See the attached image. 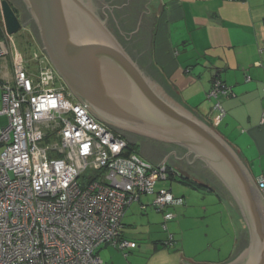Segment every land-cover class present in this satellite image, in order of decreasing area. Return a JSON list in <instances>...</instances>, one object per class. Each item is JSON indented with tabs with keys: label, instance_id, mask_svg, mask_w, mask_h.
<instances>
[{
	"label": "built area",
	"instance_id": "built-area-1",
	"mask_svg": "<svg viewBox=\"0 0 264 264\" xmlns=\"http://www.w3.org/2000/svg\"><path fill=\"white\" fill-rule=\"evenodd\" d=\"M0 40V264H104L112 245L125 254L138 245L123 237L127 208L152 195L163 215L164 246L175 245L168 222L185 198L160 183L181 172L157 166L79 102L41 48L32 62L14 49L12 77L3 75L12 36L3 19ZM232 88L216 78L208 92L215 125L227 115L220 97ZM264 194V172L257 178ZM141 209L147 205L140 203Z\"/></svg>",
	"mask_w": 264,
	"mask_h": 264
},
{
	"label": "water",
	"instance_id": "water-1",
	"mask_svg": "<svg viewBox=\"0 0 264 264\" xmlns=\"http://www.w3.org/2000/svg\"><path fill=\"white\" fill-rule=\"evenodd\" d=\"M23 2L38 28L42 51L93 116L115 131L161 143L157 157L151 150L155 144L140 141L141 154L156 166L167 160L224 199L237 242L233 257L221 264H264V194L255 177L232 145L182 101L153 60L161 1L106 0L105 9L99 0ZM0 5L9 36L27 26L8 0ZM110 15L118 23L123 19L124 26L113 31ZM124 34L134 42L133 52L124 45ZM181 264L213 263L182 256Z\"/></svg>",
	"mask_w": 264,
	"mask_h": 264
},
{
	"label": "crops",
	"instance_id": "crops-1",
	"mask_svg": "<svg viewBox=\"0 0 264 264\" xmlns=\"http://www.w3.org/2000/svg\"><path fill=\"white\" fill-rule=\"evenodd\" d=\"M160 1L162 8L156 14L153 36L155 64L182 101L213 128L219 129V134L239 153L257 181L264 172V0ZM13 56L10 54L4 63L2 73L6 78L12 77ZM216 78L232 88L231 94L220 97L227 115L218 125H215L213 101L207 97ZM137 151L150 161L141 154L140 146ZM181 174L177 181L189 186L187 192L182 187L175 191L169 182L159 184L185 198V204L176 210L177 217L168 222V232L174 234L175 242L178 238L174 223H170L198 210L197 205L191 203L194 191H207L225 202L212 187ZM152 199V195L142 197L140 203L147 205L146 210L141 209L138 202L130 205L123 220V237L138 246L129 249L127 255L112 245L101 247L98 254L104 264H181L182 256L196 262L191 255L175 247H182L180 242L174 248L164 246L167 231L162 229L163 215L148 205ZM200 208L207 211V206ZM186 218L177 222L186 225ZM236 242L235 226L229 256L218 263L199 262L229 261Z\"/></svg>",
	"mask_w": 264,
	"mask_h": 264
},
{
	"label": "rangeland",
	"instance_id": "rangeland-1",
	"mask_svg": "<svg viewBox=\"0 0 264 264\" xmlns=\"http://www.w3.org/2000/svg\"><path fill=\"white\" fill-rule=\"evenodd\" d=\"M0 40H5V37L1 34ZM9 42L13 44L10 54H14V49H16L18 52L22 53L29 62L33 61V52L37 51V48H41L40 45L37 47V40L31 38L27 30L24 29L14 34L12 38L9 39ZM30 42H33L32 46L29 45ZM1 107L2 91L0 90V109ZM6 120V118L1 117L0 126L6 124ZM217 131H219V129H217ZM168 184L170 185V182ZM172 185H174L175 191L181 187L186 188V192L187 189H189L188 185L181 182L179 184L177 180L172 182L171 186ZM194 194L195 197L191 203L196 204L198 210L188 215L184 214L177 220L180 221L187 217L186 225H180L177 221L170 223V225L174 223V231L176 233V238H178L175 245L179 242L182 244V247L174 246L179 248V250L182 249L186 255H191L196 262L210 260L218 263L221 259L227 258L230 254L231 246L234 242L235 224L226 203L219 201V198H217L215 194H209L207 191H201L199 193L194 191ZM204 197L206 198L204 199ZM200 206H207V211L204 212L201 210ZM140 216L146 217L145 215ZM170 227L172 228V226ZM174 246L171 248H174Z\"/></svg>",
	"mask_w": 264,
	"mask_h": 264
},
{
	"label": "flooded vegetation",
	"instance_id": "flooded-vegetation-1",
	"mask_svg": "<svg viewBox=\"0 0 264 264\" xmlns=\"http://www.w3.org/2000/svg\"><path fill=\"white\" fill-rule=\"evenodd\" d=\"M2 0H0L1 2ZM10 5L12 6L13 10L15 11V13L17 14V16L21 19V21L23 23H27V26L25 28H23L24 30H27V32L29 33L30 37L35 39V40H38L40 42V39H39V31H38V28L36 26V24L34 23V21L31 19V15L30 13L28 12L23 0H8ZM105 3L106 0H99V7L100 9H105ZM1 6V5H0ZM2 12V11H1ZM118 19V18H117ZM122 20L121 19V23H118V22L114 19V17H112L111 15L109 16V26L113 29V31H115V28L117 27L118 28V24L122 25V27L124 26L122 24ZM119 25V26H120ZM124 39H125V46L126 48L130 51V52H133V48H132V45H133V41H128V38H127V35L125 36L124 34ZM30 45L33 44V42H30L29 43ZM37 45H40L38 44V42H36ZM134 135V134H133ZM226 192V191H225ZM229 193V192H226V194ZM219 195V193H218ZM234 203L233 199L231 201V204ZM236 204V203H234ZM232 204V205H234Z\"/></svg>",
	"mask_w": 264,
	"mask_h": 264
},
{
	"label": "trees",
	"instance_id": "trees-1",
	"mask_svg": "<svg viewBox=\"0 0 264 264\" xmlns=\"http://www.w3.org/2000/svg\"><path fill=\"white\" fill-rule=\"evenodd\" d=\"M4 34L3 33V17H2V12H1V6H0V34ZM124 44V43H123ZM125 45V44H124ZM117 134H119L120 136H122V137H125L126 139H127V141H128V148H129V151H133V150H138V147L140 146H142V149H144V146H143V144L141 143V142H143L144 141V143L146 144V143H152V144H155V146L151 149L152 150V153H153V155L154 156H157V157H159V156H161V154H162V148H159V147H161L162 146V144L161 143H155V142H153L152 140H150V139H147V138H143V137H140V136H137V135H133V134H130V133H125V132H122V131H115ZM137 139H139V140H137ZM137 140V141H136ZM141 141V142H140ZM141 145H140V144ZM157 146H159V147H157ZM138 152V151H137ZM160 163V162H159ZM206 173H210V175H212L211 174V171H208V170H206ZM214 176V175H213ZM248 239H249V236H247L246 235V242H248Z\"/></svg>",
	"mask_w": 264,
	"mask_h": 264
}]
</instances>
